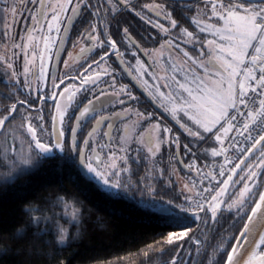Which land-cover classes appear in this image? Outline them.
I'll return each instance as SVG.
<instances>
[{"label":"snow or ice","instance_id":"1","mask_svg":"<svg viewBox=\"0 0 264 264\" xmlns=\"http://www.w3.org/2000/svg\"><path fill=\"white\" fill-rule=\"evenodd\" d=\"M106 2L113 19L122 12H133L136 17L162 30L167 36L161 44L158 56L145 50V55L150 56L153 64L164 60L163 50H168L165 74L157 76L153 72L151 75L155 83L149 86L148 81L144 79L146 69L137 59V64L141 65L142 70H139L133 79L143 84L144 91L153 102L160 101L158 107L163 108L171 116L187 137L191 138L194 146L207 141L214 134V141L219 148L213 147L210 151L213 158L223 156L219 170H216L215 165L207 172L196 169L200 177L199 183L195 181L191 185L185 183L179 195L165 200L163 196L157 195L158 189L148 177H142L135 182L131 180L127 154L117 156L109 150L107 159L102 158L103 150L111 148L112 137L109 132L103 133L109 138L108 143L96 144L98 128L93 127L83 139L81 146L78 136L83 124L96 116L98 111L104 110L106 105L101 103L99 108L96 106L102 99L112 96L121 106L138 101V97L127 85L114 91L101 89L97 95L96 85L102 77L108 75V72L107 69L93 71L92 65L88 66L90 74L81 73L83 79L75 90L73 85L69 84L63 91L52 93L51 100L55 110L51 114L52 128L49 131L44 124L45 118L42 114V106L48 102V96L40 95L41 89H36L35 99L41 102V108L38 109L33 107L35 100L30 99L32 86L29 76L36 74L34 71L36 53L33 50L32 58L28 55L30 48H35L36 38L32 33L37 30V26L43 31V25L47 24L49 36L44 37L45 51H47L53 29L57 32V39H60L61 27L67 34L73 20L82 12L88 13L94 5L91 0H76L75 3H72V0H54L49 6L45 4V0H40L39 7L36 8L33 0V7L36 10L30 11L29 14L34 24L29 30L27 39L21 37L20 43H13L11 55L7 54V48L4 54H0V67L8 77L6 86L15 89L7 98L13 100V97H16L10 106L0 109L2 113L0 131L5 135V143L9 137L13 141L11 154L9 155L6 149L4 155V163L9 169L5 175L14 181L13 173L21 171L26 173L38 167L45 159L59 155L62 167L76 170L88 182L94 181L109 197L120 198L137 192L141 205L153 211L163 227L173 229L167 231L156 242L161 253L168 246L176 248L179 253L189 241L197 246L199 252L207 245L210 233L225 213L234 215V220H240L246 215L247 220L239 235L234 237L235 242L231 243L230 238L219 242L213 248V254L209 259V264H237L242 249L251 241L255 224L264 220V188L261 187L260 182V178L264 177V0H204L203 8L197 5L196 14L191 18L195 31L182 27L163 4H144L143 8L153 10L157 17L163 15L164 19L170 22V27H165L159 19L153 21L143 11H136L132 0H106ZM0 3L4 5L0 8V12L11 13L13 20L18 8H23V0H20L19 5L17 0H0ZM101 6L103 5L98 3L95 6L96 11L91 12V15L97 18V23L90 25L89 39L93 44L81 48V54L91 53L97 41L101 49L107 43L109 51L103 52L100 60L93 61V64L100 66L111 54H115L120 59V63L124 64L122 57L126 53L120 51L117 41L111 34L107 31L103 33L107 36V41L100 40L99 33L92 34L99 27ZM69 10L72 15H68ZM105 11L107 13L108 8ZM64 20L68 21V26L63 25ZM177 28L179 32L175 31ZM123 34L128 47H139L130 35L128 27H124ZM201 34L212 38L201 42ZM3 35L7 38V26ZM61 43H63L62 39ZM188 45H191L192 49L199 48V55H193L187 50ZM205 47L207 51L204 50ZM16 49H20L24 56L23 83H21V73L16 67L19 58ZM135 55L136 53L133 52V56ZM65 66H68V61H65ZM46 72L47 67L42 54L40 77L46 79ZM55 79L56 77H53L54 86L59 89L60 85L55 84ZM89 84L92 85V98L87 99L84 107L76 114L75 108L79 107L77 94L87 92ZM111 87L115 88L114 74ZM23 88H27L28 92L26 98L20 99V96L25 95ZM33 111L40 112L41 115L34 116ZM123 112L129 114L131 110L125 108ZM73 115H75V125L71 127L72 139L69 144L66 139L65 121L66 119L70 121ZM135 115L137 119L132 122L131 134L126 124L124 133L120 135V142L123 145L120 147L121 153H130L133 141L146 148L152 158L157 156L165 142L169 145L174 143L179 149L180 136L172 135V129L163 127L160 122H156L137 135L141 121L154 120L155 116L152 112L139 110ZM123 118L128 119L129 116L125 115ZM96 123L97 125L107 123L109 129L113 127L107 116L98 117ZM232 133L235 135H231ZM17 142L19 148L16 146ZM183 148L185 155H194L189 144L185 143ZM257 153H259L257 160L249 163ZM117 160L123 161L125 166L120 167ZM185 167L192 169L193 164L190 163ZM126 173L129 174L127 182L123 179ZM161 176H163L162 171ZM237 176H239L238 180ZM204 181H207V186L204 185ZM6 185L7 180L4 181L3 186ZM193 222L197 225V231L200 230L201 224L208 229V232L203 233L205 237L203 241L193 235L194 230L189 226ZM34 224L38 226L39 218L32 217L25 221L14 233V238L23 239ZM58 232L56 242L65 244L69 239L67 229L59 227ZM40 234H43V230ZM228 243H231L230 250L226 247ZM262 249H264V233L255 241V246L245 264H264ZM217 254L220 259H215ZM172 264H179L177 256L173 257Z\"/></svg>","mask_w":264,"mask_h":264},{"label":"trees","instance_id":"2","mask_svg":"<svg viewBox=\"0 0 264 264\" xmlns=\"http://www.w3.org/2000/svg\"><path fill=\"white\" fill-rule=\"evenodd\" d=\"M163 1L167 5L173 4L170 11L181 24H190L196 6L203 8L204 5V0ZM1 33L0 27V36ZM6 84L4 92L0 89V103L2 97L8 100L13 92L12 86ZM176 133L180 136L179 149L176 144H171V149L160 158H145L140 166L130 169L132 181L148 177L158 189L157 195L165 200L179 195L181 190L173 168L183 177L186 173L178 164L177 153L186 165L191 160L200 163L213 158L209 152V138L194 146L183 129ZM185 143L189 144L194 155H185ZM12 144L10 138L5 143V135L0 131V264H172L173 257L182 255L186 247L189 256L185 264H209L213 248L226 238L233 243L247 217L234 220V215L225 213L210 233L207 245L199 252L189 241L179 253L171 246L161 253L156 242L173 229L163 227L154 212L141 205L139 193L109 197L94 181L88 182L76 170L62 167L59 155L45 159L26 173H13V181L5 175L9 169L3 165V152L6 149L10 152ZM151 162L154 163L152 167ZM6 180L7 185L3 186ZM260 182L263 188L264 177ZM32 217L39 218L38 226L34 224L23 239L14 238L16 230ZM189 226L194 230L193 235L203 241V233L208 229L201 224L197 231L195 222ZM59 227L69 233L65 244L56 242ZM41 230L43 234H40ZM231 243L226 245L229 250ZM223 255L226 258V253ZM215 259H220L219 254Z\"/></svg>","mask_w":264,"mask_h":264},{"label":"flooded vegetation","instance_id":"3","mask_svg":"<svg viewBox=\"0 0 264 264\" xmlns=\"http://www.w3.org/2000/svg\"><path fill=\"white\" fill-rule=\"evenodd\" d=\"M54 0H45V4L51 5ZM76 0H72V3H75ZM94 7L88 13H81L77 18H75L72 24L69 26V31L66 34L63 31V27H61V31L59 33L60 39H57V32L55 29L52 30L50 34V41L48 45V50L45 51V41L44 37L49 36L48 26L45 23L43 25V31L40 30L39 26H37V30L32 33V35L36 38L34 40L35 48H30V55L33 50L38 55H35V63H34V71L35 75L29 76V81L32 86V95L30 99L35 100L34 109L41 108V102L35 99L37 92L36 89H41L40 95H47L48 102L44 104L43 107V115H44V124L51 131L52 122H51V114L54 113L55 105L51 100L52 93L54 91H63L68 87L69 84L73 85V90L80 86V80L83 79L84 75L90 74L88 72V66L92 65L93 71H104L107 69L108 75L102 77L101 81L96 85V94H99L101 89L106 91H114L119 90L123 85H127L128 88L138 97V101H132L131 103H125L121 106L117 100H115L112 96H108L107 98L102 99L99 103H97V108L100 107V104L106 105L103 111H98L96 116H93L91 119L87 120L86 123L83 124L82 131L79 133L78 139L80 140V145L83 146V139L87 137L89 131L92 130L93 127L98 128V132L96 134V144L100 143H108L109 138L104 136V132H109V135L112 137L111 139V148H105L101 153L102 158L107 159V154L109 150H111L117 156L128 155V166L133 168L135 165L140 166L145 158L150 157L147 153L146 148L141 145L136 144L134 141L131 144L132 151L130 153H121L120 147L123 145L120 142V135L124 133L125 125L129 126V132L131 134L132 122L137 119L135 113L137 110L141 112H152L154 113L155 119L149 121H141V125L139 127V132H143L145 129L150 128L156 122H160L163 127H169L172 129V135L176 132L180 131V127L176 122L171 118V116L164 111L163 108L158 107L160 101L153 102L151 98L144 91V86L141 82L133 79L134 76L138 74L141 69V65L137 64V59H139L142 65L145 67V75L144 79L148 81L149 86L155 83L152 79V73H156L157 76H162L165 74V63L168 55V50L164 49V60L159 61L156 64L152 63V59L149 55H145V50H147L152 55H157L159 50L161 49V44L164 39H167V36L162 32V30L152 27L145 20H141L139 17H136L133 12H122L121 15H118L115 19L112 18V14L110 8L107 5L106 0H91ZM135 5L136 11H143V13L153 21L159 19L161 23L165 25V27H170V22L165 20L163 15L157 17L153 10L144 9V4H163L167 7L168 11H170V7L173 4L167 5L163 0H132ZM20 0H17V4L19 5ZM100 3L103 6L100 7L99 12V27L96 32L92 34L99 33V39L107 41V36L103 33L107 31L112 35V38L115 39L118 43V47L121 52L126 53L122 59L125 61L124 64L120 63V59H118L115 54H111L105 61L97 66L93 64V61H99L100 57L103 55V52L109 51L107 43L104 48L99 47V42H96L95 49L89 53L85 52L81 54V48L90 47L93 42L89 39V32H91L90 25L93 23H97V18L91 15V12L96 11V5ZM36 8L39 7L40 0H35ZM4 5L0 3V8ZM36 8L33 7V0H23V8H18L16 13L15 20L11 13L4 14L0 12L2 20L0 21V27L2 29V33L0 36V54H4L5 49L7 48V54L11 55L12 52V44L20 43L21 37L27 39V35L29 30L33 27V20L30 16V11H35ZM108 8V12L106 13L105 9ZM68 15H72L69 10ZM51 17L49 16V19ZM179 22V21H178ZM64 26H68V21L64 20ZM182 27H188L189 30L195 31L194 25L191 23L181 24ZM7 26L8 36L5 38L3 35ZM124 27L129 28L130 35L139 45V47H128L127 41L124 40L123 29ZM179 32V28L175 30ZM83 34V36H82ZM175 35V33H172ZM202 34L200 36L201 42H203ZM14 37V39H13ZM204 37V36H203ZM61 39L63 43H61ZM38 46L40 49H38ZM187 50H189L193 55H196L197 49H192L191 45L187 46ZM205 50V49H204ZM19 53V58L16 61L17 70L21 73V83H23V66H24V56L23 52L20 49H16ZM206 51V50H205ZM133 52L136 53L133 56ZM44 57V64L47 67L46 79L41 78L37 65H40L41 55ZM65 61H68V66H65ZM38 62V64H37ZM37 64V65H36ZM131 73V74H130ZM113 74L115 76V88L113 89ZM53 77H56L55 84L60 85V88L57 89L54 86ZM0 81H2L0 89L2 92L5 91L4 83H7L8 77L4 75V70L0 67ZM61 81L63 83L61 84ZM92 85H88L87 92H80L77 94V101H79V107L75 108L76 114L79 113L80 109L84 107V104L87 102V99L92 98L91 92ZM46 89V91H45ZM13 92L15 91L14 87H12ZM22 91L25 95L20 96V99L26 98V94L28 92L27 88H23ZM167 91V90H164ZM12 92V91H11ZM16 97H14L15 99ZM59 99V96H57ZM127 100V97H122ZM13 100H6L2 97L0 103V109H3L5 106H10ZM128 108L131 110L129 114H125L123 109ZM113 113H118L120 115H112ZM34 116L41 115L40 112L33 111ZM128 115V119H124L123 117ZM100 116H107L109 118V122L112 123L113 127L111 129L108 128V124L104 123L103 125H97L96 120ZM17 122H19V117H17ZM38 123V121H37ZM75 125V115L72 116V119L69 121L66 119L65 121V131H66V139L69 144L72 139L71 127ZM59 127V125H58ZM10 138V137H9ZM11 139V138H10ZM137 149H139L137 151ZM171 149V145L165 142L161 146V151L157 154L155 158H160L164 155L165 152ZM120 161L121 167H123L124 163ZM110 162V161H109Z\"/></svg>","mask_w":264,"mask_h":264},{"label":"rangeland","instance_id":"4","mask_svg":"<svg viewBox=\"0 0 264 264\" xmlns=\"http://www.w3.org/2000/svg\"><path fill=\"white\" fill-rule=\"evenodd\" d=\"M204 36V37H203ZM203 36H202V38H203V41H205V40H207V39H211L212 37H210V36H207V35H205V34H203ZM25 40H26V38H25ZM38 49H40V47L38 46ZM197 50L198 51H196V56H198L199 55V48H197ZM205 50L207 51V48L205 47ZM30 52V51H29ZM28 55H29V58H32V54L30 55V53H28ZM36 55H38L37 53H36ZM36 59V58H35ZM22 61H24V60H22ZM25 62V61H24ZM34 63H35V61H34ZM37 64H38V62H37ZM36 64V65H37ZM40 64H41V62H40ZM38 66V71L40 70V65H37ZM208 143H209V152H211L210 150L213 148V147H216V142L214 141V134H213V136L212 137H209V141H208ZM18 145V143L16 144V146ZM17 148H19L18 146H17ZM6 151V150H5ZM11 152H9V154H10ZM3 154H5V152H3ZM259 155H258V153L253 157V160H250L249 161V163H252L253 161H256L257 160V157H258ZM149 159H151V157H148V160ZM150 162V161H149ZM117 163L120 165V167H121V164H120V161H118L117 160ZM3 165L8 169V167L5 165V163H4V161H3ZM124 165V164H123ZM125 166V165H124ZM123 166V167H124ZM152 166H154V163L153 162H151L150 163V167H152ZM173 174H174V178H175V181H176V183L178 184V187L179 188H183V185L185 184V183H187V181H186V179L183 177V175L181 174V173H179L178 171H176L174 168H173ZM128 176H129V174L128 173H126L125 174V176L123 177V178H125V180L127 181V179H128ZM131 176V175H130ZM236 179L238 180L239 179V176H237L236 177ZM243 185H240V187H242ZM239 189H237L236 191H238ZM199 239V238H198ZM188 248L186 247V249H185V251L183 252V254L182 255H180L179 257H178V260H179V264H185L186 262H187V259H188V256H189V252H188Z\"/></svg>","mask_w":264,"mask_h":264},{"label":"water","instance_id":"5","mask_svg":"<svg viewBox=\"0 0 264 264\" xmlns=\"http://www.w3.org/2000/svg\"><path fill=\"white\" fill-rule=\"evenodd\" d=\"M171 1H192V0H171ZM182 159L178 156V162L180 164V166H182V168L184 170H187V168L185 167V163L184 162H180ZM264 188V186H263ZM258 199V198H257ZM250 212V211H249ZM247 220V217L245 219V221ZM244 221V222H245ZM244 225V224H243ZM243 228V226H242ZM241 228V229H242ZM240 233V231H239ZM238 233V235H239ZM264 233V220H260L258 221L256 224H255V227H254V233L252 235V238H251V241L248 242L246 244V246L242 249L241 253L239 254L238 256V260H237V264H245V261L247 260L248 256H249V253L252 251V249L254 248L255 246V241L257 239H259L260 235ZM235 242V240H234ZM233 242V243H234ZM264 250V249H262Z\"/></svg>","mask_w":264,"mask_h":264},{"label":"built area","instance_id":"6","mask_svg":"<svg viewBox=\"0 0 264 264\" xmlns=\"http://www.w3.org/2000/svg\"><path fill=\"white\" fill-rule=\"evenodd\" d=\"M231 135H235V133H232ZM237 139H241L240 137H236ZM226 146V145H225ZM219 148V145L218 147ZM231 155V154H230ZM223 162V156H219L216 157L213 160H208V161H204L203 163H201L199 166H197L196 168H194L193 172H190L187 175V178L189 180V183L191 185V183L193 181L199 183L200 177L197 175L196 169H200L204 172L210 171L212 170L213 165H215L216 170H219V165ZM204 185L207 186V181H204Z\"/></svg>","mask_w":264,"mask_h":264}]
</instances>
